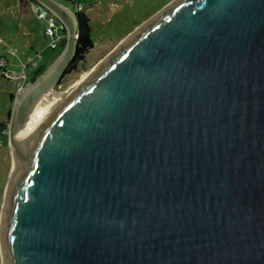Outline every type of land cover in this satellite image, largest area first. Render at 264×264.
Returning <instances> with one entry per match:
<instances>
[{"label":"water","instance_id":"1","mask_svg":"<svg viewBox=\"0 0 264 264\" xmlns=\"http://www.w3.org/2000/svg\"><path fill=\"white\" fill-rule=\"evenodd\" d=\"M16 92L2 264H264V0H168L46 112Z\"/></svg>","mask_w":264,"mask_h":264},{"label":"rangeland","instance_id":"2","mask_svg":"<svg viewBox=\"0 0 264 264\" xmlns=\"http://www.w3.org/2000/svg\"><path fill=\"white\" fill-rule=\"evenodd\" d=\"M27 0H0V57L6 62V74L17 75L29 59L45 63L56 58L58 47L52 48L51 37L44 35L45 20L37 17V9ZM72 9L71 2L59 0ZM85 4L91 25L93 46L77 68L67 72L51 90L64 91L83 73L92 70L108 52L140 21L153 14L168 0H80ZM57 24L59 20L56 19ZM29 66L24 72L29 74ZM29 82V81H26ZM16 79L0 69V121H7L16 94ZM51 90L47 92L51 94ZM12 94V95H10ZM12 172V148L7 130L0 131V209ZM1 212V210H0Z\"/></svg>","mask_w":264,"mask_h":264},{"label":"trees","instance_id":"3","mask_svg":"<svg viewBox=\"0 0 264 264\" xmlns=\"http://www.w3.org/2000/svg\"><path fill=\"white\" fill-rule=\"evenodd\" d=\"M33 1L35 3H37L38 5H40L37 1L35 0H30ZM68 1H72V0H68ZM42 6V5H40ZM72 6V4H71ZM76 13V18L78 21V27H79V34L76 38V50L75 53L72 57V59L70 60V62L68 63V65L66 66L62 76L60 77V79L67 73L70 72L74 69L77 68L78 64L84 59L85 54L89 51V49L93 46L94 44V40L93 38L90 36V30H91V25L89 23V17L86 13V9L83 8L80 11L75 12ZM62 32V37L60 39V41L58 42V53L57 55L60 53L64 43H65V30L64 28L61 29ZM0 69H4L6 67V62H3L1 57H0ZM46 68V64L45 63H40L38 64V66L33 70L32 75L29 77L28 81H33L37 76H39ZM59 83V81H58ZM12 95V94H10ZM7 128V121H0V131H6Z\"/></svg>","mask_w":264,"mask_h":264},{"label":"built area","instance_id":"4","mask_svg":"<svg viewBox=\"0 0 264 264\" xmlns=\"http://www.w3.org/2000/svg\"><path fill=\"white\" fill-rule=\"evenodd\" d=\"M32 6L35 8L38 6L37 9V17L38 18H43L45 20V28H44V35L51 37L50 43L52 48H56L58 46V42L60 41L62 37V32L61 29H63V24L59 22L57 24L56 22V16L48 11L46 8L43 6L38 5L37 3L32 1ZM72 11L77 12L82 10L85 7V4H83L80 0H72ZM1 63V61H0ZM29 66L32 70H34L38 66V62L36 59H29L22 67V72L17 74V75H12V74H6L5 68L1 69L3 71V74L7 77H14L16 79V90L19 91L23 88L25 85L26 81L29 80V77L32 75H29L24 72V68ZM16 91V92H17ZM0 264L1 262V257H0Z\"/></svg>","mask_w":264,"mask_h":264},{"label":"bare ground","instance_id":"5","mask_svg":"<svg viewBox=\"0 0 264 264\" xmlns=\"http://www.w3.org/2000/svg\"><path fill=\"white\" fill-rule=\"evenodd\" d=\"M89 70L85 73H83L74 83H72V85H70L66 90L64 91H53L51 89V94H48L46 91L43 95H41L39 97V99L35 102V104L33 105L31 112L27 118V120L25 122H31V118L30 116H34L43 112L48 111L49 109H51L57 102H59L64 96L68 95L69 93H71L75 88H77V86L79 85V83L81 82V80L88 74Z\"/></svg>","mask_w":264,"mask_h":264},{"label":"crops","instance_id":"6","mask_svg":"<svg viewBox=\"0 0 264 264\" xmlns=\"http://www.w3.org/2000/svg\"><path fill=\"white\" fill-rule=\"evenodd\" d=\"M26 4H27V6L29 5V6H32V1H30V0H27L26 2H25ZM37 62H38V64H40V63H42V62H39L38 60H37ZM33 73V70L32 69H30L29 70V75H31ZM28 81V80H27Z\"/></svg>","mask_w":264,"mask_h":264}]
</instances>
